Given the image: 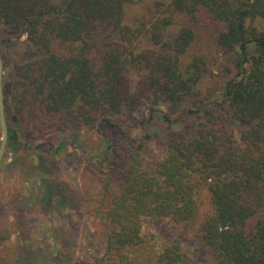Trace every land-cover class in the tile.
<instances>
[{"label": "trees", "instance_id": "16d2710c", "mask_svg": "<svg viewBox=\"0 0 264 264\" xmlns=\"http://www.w3.org/2000/svg\"><path fill=\"white\" fill-rule=\"evenodd\" d=\"M0 37L4 60L1 45L26 37L3 80L9 146L22 122L88 126L108 142L101 189L83 205L105 237L95 264H130L147 218L178 229L153 264H185L191 237L208 264H264V0H0ZM232 52L237 74L220 95L195 96ZM148 102L185 110L160 113L168 135L155 170L115 122ZM115 129L122 137L108 138ZM44 184L47 206L62 195Z\"/></svg>", "mask_w": 264, "mask_h": 264}, {"label": "rangeland", "instance_id": "374dc122", "mask_svg": "<svg viewBox=\"0 0 264 264\" xmlns=\"http://www.w3.org/2000/svg\"><path fill=\"white\" fill-rule=\"evenodd\" d=\"M25 40L23 37L1 45L5 57L3 80L14 63L22 60ZM237 60L235 52L220 55L195 96L211 100L219 96L226 81L237 74ZM157 108L148 102L140 111L115 120L137 143L144 142L142 156L151 170L162 156L161 143L168 135V125L160 113L168 112L174 120H182L185 111L181 105L171 112L167 105H161L159 111ZM14 126L18 140L11 139V145L7 144L0 166V264H95L104 249L105 237L96 234L83 205L101 189L106 172L101 163L108 159V142L96 128L88 126L59 130L39 129L24 122ZM109 134L108 138L122 137L119 129ZM66 138L67 149L56 153ZM46 180L59 185L62 196L54 195L51 204L44 206ZM177 231L167 220L144 219L143 243L132 251L130 264H153ZM184 247L185 264L209 263L210 252L199 239L185 240Z\"/></svg>", "mask_w": 264, "mask_h": 264}, {"label": "water", "instance_id": "95a60500", "mask_svg": "<svg viewBox=\"0 0 264 264\" xmlns=\"http://www.w3.org/2000/svg\"><path fill=\"white\" fill-rule=\"evenodd\" d=\"M4 64L3 58L0 53V125L2 130V140L0 143V166L3 162L4 155L6 152L8 140H9V128L6 120L5 114V97H4V88H3V79H4Z\"/></svg>", "mask_w": 264, "mask_h": 264}]
</instances>
